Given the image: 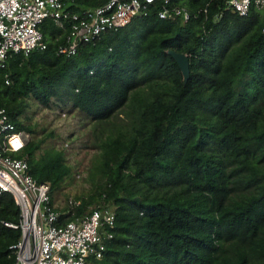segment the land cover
Wrapping results in <instances>:
<instances>
[{
    "label": "trees",
    "instance_id": "obj_1",
    "mask_svg": "<svg viewBox=\"0 0 264 264\" xmlns=\"http://www.w3.org/2000/svg\"><path fill=\"white\" fill-rule=\"evenodd\" d=\"M105 0H62L81 12ZM188 18H162V0L72 54L57 52L66 29L40 23L44 48L0 66V105L29 134L15 152L50 195L71 174L64 148L22 117L33 98L73 107L94 121L89 187L58 208L59 221L114 209L112 236L86 264H264V14L225 0H170ZM187 54L184 80L167 51ZM8 77V82L5 78ZM122 113V120L114 116ZM69 195L66 196V199ZM19 205L0 191V264L20 229Z\"/></svg>",
    "mask_w": 264,
    "mask_h": 264
},
{
    "label": "built area",
    "instance_id": "obj_2",
    "mask_svg": "<svg viewBox=\"0 0 264 264\" xmlns=\"http://www.w3.org/2000/svg\"><path fill=\"white\" fill-rule=\"evenodd\" d=\"M154 1L105 0L72 12L62 0H0V66L15 52L26 54L46 46L39 27L46 17L66 29L57 52L72 54L80 41L92 40L102 30L124 24ZM169 2L162 0L160 17L188 18L190 11L185 5ZM225 6L239 14L255 6L264 14V0H225ZM5 81H9L8 77ZM28 137V132L16 128L0 105V191H9L19 205L18 221H4L20 229L18 239L9 244L13 258L8 264H86L90 255H101L104 240L112 236L114 209L93 207L88 213L60 222V210L52 201L49 182L36 180L28 170L26 156L15 154ZM65 202L71 207L80 199L68 196Z\"/></svg>",
    "mask_w": 264,
    "mask_h": 264
},
{
    "label": "rangeland",
    "instance_id": "obj_3",
    "mask_svg": "<svg viewBox=\"0 0 264 264\" xmlns=\"http://www.w3.org/2000/svg\"><path fill=\"white\" fill-rule=\"evenodd\" d=\"M22 118L35 126L38 134L52 130L53 135L47 137L46 142L42 143L43 147L52 143L64 148L67 161L72 166L71 174L53 196L54 204L60 208L67 195L82 193L89 187L87 170L97 152L96 135L102 132H96L93 129L94 121L76 108L45 107L33 98L29 99V106ZM114 118L121 121L122 113Z\"/></svg>",
    "mask_w": 264,
    "mask_h": 264
},
{
    "label": "water",
    "instance_id": "obj_4",
    "mask_svg": "<svg viewBox=\"0 0 264 264\" xmlns=\"http://www.w3.org/2000/svg\"><path fill=\"white\" fill-rule=\"evenodd\" d=\"M178 63L179 68L183 74L184 80L188 77L189 74V64H188V57L187 54L183 51L168 49L167 50Z\"/></svg>",
    "mask_w": 264,
    "mask_h": 264
}]
</instances>
